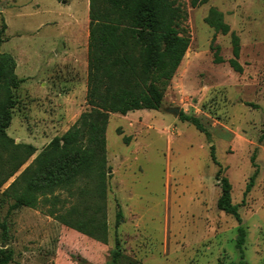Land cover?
Returning <instances> with one entry per match:
<instances>
[{
	"label": "rangeland",
	"instance_id": "rangeland-1",
	"mask_svg": "<svg viewBox=\"0 0 264 264\" xmlns=\"http://www.w3.org/2000/svg\"><path fill=\"white\" fill-rule=\"evenodd\" d=\"M177 2L186 10L189 43L160 109L109 115L104 243L56 218L73 201L66 191L55 204L40 196L35 208L14 209L11 193H2L88 108L89 0H0V26L6 24L1 50L14 57L23 79L14 88L6 133L36 148L0 187V220L7 226L5 240L0 228V248L11 252L7 264H109L115 239L139 264L264 263V2ZM210 7L222 13L228 33L205 22ZM231 31L239 37V72L228 62ZM171 107L179 108L177 115ZM180 111L197 117L205 130L181 119ZM211 144L246 230L242 259L235 247L238 223L216 206ZM118 206L122 218L115 225Z\"/></svg>",
	"mask_w": 264,
	"mask_h": 264
},
{
	"label": "trees",
	"instance_id": "trees-1",
	"mask_svg": "<svg viewBox=\"0 0 264 264\" xmlns=\"http://www.w3.org/2000/svg\"><path fill=\"white\" fill-rule=\"evenodd\" d=\"M206 0H190L195 7ZM264 2V0H263ZM88 70L86 103L88 108L61 135H56L41 149L32 162L11 181L2 193H11V208H35L39 197L53 204L60 201L58 193L66 191L71 204L56 214L65 226L106 242V127L110 113L125 115L138 109H160L163 91L175 73L189 43L182 26L186 10L177 0H89ZM205 22L222 34L229 26L222 13L210 7ZM6 24L0 26V187L36 151L29 143H15L7 135L12 109L15 105L14 88L23 81L15 73L14 57L1 50ZM232 57L228 62L241 71L238 62L239 37L231 31ZM220 61L221 58L217 57ZM179 117L205 130L199 119L182 111ZM264 130L262 132V137ZM127 142L128 137H124ZM210 157L218 166L216 177L220 193L217 209L231 215L238 223L235 247L241 259L246 230L231 201V184L221 175L215 158L214 145L209 146ZM3 152L7 155L3 157ZM253 176L246 184L242 202L252 186ZM19 188V190H18ZM53 213V209L49 210ZM122 218L116 211V224ZM1 235L6 238L7 226L0 220ZM11 252L0 248V264H7ZM109 264H139L125 256L115 239ZM238 264H246L244 261ZM264 264V263H262Z\"/></svg>",
	"mask_w": 264,
	"mask_h": 264
},
{
	"label": "water",
	"instance_id": "water-1",
	"mask_svg": "<svg viewBox=\"0 0 264 264\" xmlns=\"http://www.w3.org/2000/svg\"><path fill=\"white\" fill-rule=\"evenodd\" d=\"M169 112H171L173 115H177V112L179 110L178 107H171L167 109Z\"/></svg>",
	"mask_w": 264,
	"mask_h": 264
},
{
	"label": "crops",
	"instance_id": "crops-1",
	"mask_svg": "<svg viewBox=\"0 0 264 264\" xmlns=\"http://www.w3.org/2000/svg\"><path fill=\"white\" fill-rule=\"evenodd\" d=\"M130 112V111H129ZM127 114V113H126ZM33 145V144H32ZM34 146V145H33ZM35 147V146H34Z\"/></svg>",
	"mask_w": 264,
	"mask_h": 264
}]
</instances>
